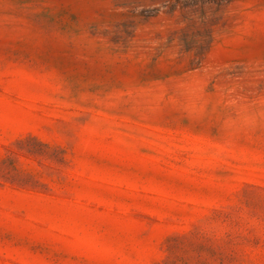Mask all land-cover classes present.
<instances>
[{"label":"rangeland","instance_id":"obj_1","mask_svg":"<svg viewBox=\"0 0 264 264\" xmlns=\"http://www.w3.org/2000/svg\"><path fill=\"white\" fill-rule=\"evenodd\" d=\"M0 264H264V0H0Z\"/></svg>","mask_w":264,"mask_h":264},{"label":"trees","instance_id":"obj_2","mask_svg":"<svg viewBox=\"0 0 264 264\" xmlns=\"http://www.w3.org/2000/svg\"><path fill=\"white\" fill-rule=\"evenodd\" d=\"M202 8V7H201ZM185 49H187V48H185Z\"/></svg>","mask_w":264,"mask_h":264}]
</instances>
